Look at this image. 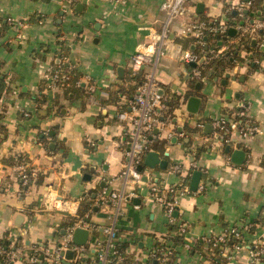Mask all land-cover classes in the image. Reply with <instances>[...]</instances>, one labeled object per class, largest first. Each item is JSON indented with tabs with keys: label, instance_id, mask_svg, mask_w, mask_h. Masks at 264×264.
<instances>
[{
	"label": "crops",
	"instance_id": "0c3cea01",
	"mask_svg": "<svg viewBox=\"0 0 264 264\" xmlns=\"http://www.w3.org/2000/svg\"><path fill=\"white\" fill-rule=\"evenodd\" d=\"M163 1L0 0V238L18 240L27 248L34 243L53 246L88 195L95 197L101 188L135 189L138 202L135 197L122 199L118 211L110 205L94 206L88 222L99 232L89 231V239L103 237L101 228L113 223L114 237L125 244L131 257L144 260V250L162 240L175 250L170 264H213L202 244L198 245L200 237L234 225L242 232L243 244L228 264H250L255 244L264 249V54L251 67L252 52L240 50L241 60L196 88L190 86L192 63L184 59L193 46L177 40L181 36L173 24L163 38L165 53L154 75L178 101L172 107V118L155 133L165 139L163 152L153 149L168 157L167 165L168 159L178 162L181 173L188 174V183L194 161L204 169L200 179L205 187L180 195L174 227H170L162 205L148 196V187L120 175L125 155L119 140L125 122L117 113L125 108L128 95L115 91L132 83L127 78L130 55L159 39L167 17L161 8ZM242 1L189 2L195 16L223 20L227 5ZM199 2L202 6L197 10ZM7 16L18 19L19 26H12ZM64 48L68 49L65 59L58 55ZM60 61L89 77L77 94L65 95L62 89L48 85L46 71ZM118 66L123 67L122 76ZM188 90L201 98L197 112L185 107L183 96ZM242 108L256 130L245 140L237 130L227 143L213 140L212 119L231 118ZM23 110L29 114L24 116ZM197 123L202 125L196 127ZM175 126L188 128L183 137L187 144L174 133L168 137ZM40 133L48 134L44 142ZM234 148L245 151L241 163L230 159ZM19 154L27 157L37 174L25 191L20 190L10 161ZM167 165H145L143 169L152 180L170 186L179 174ZM179 223L186 225L181 242L172 239ZM11 264L25 261L17 258Z\"/></svg>",
	"mask_w": 264,
	"mask_h": 264
},
{
	"label": "built area",
	"instance_id": "2783aa9c",
	"mask_svg": "<svg viewBox=\"0 0 264 264\" xmlns=\"http://www.w3.org/2000/svg\"><path fill=\"white\" fill-rule=\"evenodd\" d=\"M190 0H164L161 3V8L167 11L166 24L159 37L143 49L134 51L129 57V67L133 72H137L144 67H149L147 71L143 70L141 81L136 84L135 90L131 96H127L126 106L117 113V117L124 121L123 135L119 140V145L123 148L125 159L122 162L120 175L125 179L131 180L135 184H143L148 187V196L162 205L167 223L173 224L175 222L174 211L177 208V201L180 195L186 193L200 192L205 187V182H198L195 190L189 188L188 179L184 180L181 175L178 176V183L176 187H167L170 192L166 194L158 193V184L151 177L147 176L146 171L138 169V165L143 162L146 152L150 149V142L152 138L156 137L155 128L162 129L168 121L172 118L168 101L170 94L164 89L154 75L157 62L165 53L163 45V38L172 30V25H178V34L180 36L193 37V46L200 47V52L190 51L184 56L186 62L194 63L190 70V78L192 81H205L209 77V71L204 72L203 66L207 63L210 56L207 55L205 45V38L208 33L214 37L216 35H225L229 27H235L236 32L247 34L254 39L259 49L264 50V33H259V29H264V18L258 16L248 17L244 13L251 0H243L238 4H228L226 10H236L238 17H227L217 22H211L209 19H204L195 16L190 11ZM258 13H262L259 10ZM7 21L14 27H18L20 21L13 16H7ZM205 45L203 48L202 46ZM228 45L223 44L216 52L220 53L227 49ZM210 52L213 49H209ZM65 59V56H63ZM259 57L252 58L257 62ZM61 62V61H60ZM58 62V63H60ZM46 79L48 85L53 90L62 89L59 80H68L70 78L69 72H61L58 67H49L46 71ZM80 81H89V77L80 74L75 84L78 85ZM91 86V85H89ZM22 114L27 116L28 110H23ZM213 127V140L217 139L222 143L230 141L232 131L237 130L241 134L242 140H245L256 130V125L252 123L251 119L246 115L244 108L240 109L231 118L225 115L215 117L211 121ZM174 127L170 132L183 138L188 134L186 130ZM27 164L22 161H17L14 165L18 179L22 183L29 181V173L27 171ZM191 168L204 169L197 167L194 161L191 162ZM168 168L173 172L181 173V167L178 162H171ZM33 174L34 170L32 169ZM183 174V173H181ZM191 175V172H190ZM145 176V179L142 177ZM137 196L135 189L123 190L114 189L107 190L106 188L99 189L95 194L94 203L97 205H110L115 211H118L122 199H131ZM136 207L139 204H134ZM77 217L70 223L63 227V232L57 244L50 246L47 243H34L29 248L22 242L15 244V240H10L9 246L3 247L0 244V254L3 255L6 261L13 262L17 258H23L25 264H150L153 259L156 264H168L170 254L173 247L171 244L156 241L153 245L144 250V260L129 257L125 249L123 251L118 248L117 240L114 237V224H108L101 228L103 237L96 236L93 239H88L85 243L78 244L73 241L74 230L78 227L86 228L88 231L97 229L96 225H91L88 220ZM176 234L185 238L186 225L179 223L175 228ZM231 239L233 240L232 242ZM202 247L208 252L212 253L213 247L220 246L221 253H223L228 264L234 258V251L243 244L242 232L237 226H229L219 233L205 234L199 239ZM198 241V242H199ZM185 244L189 246V242ZM255 249H252L250 264H259L264 260V249L260 245L255 244ZM72 251V257L66 258L65 252ZM67 261V263H65Z\"/></svg>",
	"mask_w": 264,
	"mask_h": 264
},
{
	"label": "trees",
	"instance_id": "16d2710c",
	"mask_svg": "<svg viewBox=\"0 0 264 264\" xmlns=\"http://www.w3.org/2000/svg\"><path fill=\"white\" fill-rule=\"evenodd\" d=\"M260 1L261 0H251V4L248 6V8L246 9L244 16H248V17H253V16H258V18H264V14L262 13H258V9L260 7ZM226 16L229 17H238L236 14L232 13V10L230 9L229 11L226 10ZM205 19V18H204ZM239 20H241L242 18H239ZM219 21L218 19L214 20V22ZM211 22H213L211 20ZM259 33H264V29H259L258 30ZM221 35H216L215 37L208 33L206 35L205 38V45L207 46V55L210 56L208 58L207 63L204 64L203 66V71H209V76L212 77L214 75H219L220 72H223L224 69L232 66L234 64L235 60H241L238 52L240 50H245L246 52H252V56L251 60L249 62L251 67H256L257 63L255 61H253L252 58L254 57H260L261 55L264 54V50H261L258 48L256 43H251V37H249L247 34H241L239 31H237L235 33V35L230 36L234 38V41L230 42L229 39L225 40L222 42V44H227L228 48L224 49L222 52L220 53H214L216 52L215 50H217L220 46L218 44V41L221 39ZM177 40L179 42H181L184 46H190L193 44V37L190 36H181L178 37ZM205 45H203L202 47L204 48ZM63 48V46H61ZM213 49L212 52L209 51V49ZM200 47L198 46H193L192 51L194 52H200ZM68 52V49L66 50V48L64 49H60L58 50V55L60 54L61 57L66 56ZM57 53V52H56ZM247 53V54H248ZM51 67H58L60 69L61 72H69L70 73V78L68 80H63L62 78L59 80L61 86H62V92L66 94H69L70 92H72V94H77L79 92V90L85 88V84L83 83V81H80L78 85L75 84L76 80L78 79V77L80 76V73L76 70V68L74 66H66L63 61L62 63H52ZM143 76V69H140L137 72H133L130 67H129V73L127 78L129 80H132V83H128L126 86L127 88H121L119 87L118 89H116L115 93H123L126 92L128 96H131L135 90V86L136 84H138ZM195 85V81H191V85L190 86H194ZM125 87V86H124ZM44 88V87H43ZM3 89V79L0 78V93ZM43 90V89H42ZM192 90H195L194 88H192ZM192 90H188L186 91V93L183 96V99H186L189 95L192 94ZM178 98V97H177ZM177 98H171L168 101V105L170 108V111L172 110V107H174V103L176 101H178ZM200 125H202V123H197L196 127H200ZM188 129L187 127L183 126L182 129L186 130ZM48 136L47 133H40L39 134V139L40 141H45V138ZM182 140H184V138H181ZM189 140V139H188ZM164 142L165 139H160L158 137H154L152 138L151 142H150V147L151 148H155V149H160V152H163V148H164ZM188 141L184 140V143L187 144ZM168 157L166 156V159ZM10 161L11 163H13L15 165V163L17 161H22L23 163H26L27 165V171L29 173V181L26 183H22L21 180L18 179L19 184H20V190L21 191H25L29 188L30 184L33 182L34 180V175L33 171H32V167L28 164L27 161V157L23 154H19L15 157H10ZM168 162L171 163L168 159ZM173 162V161H172ZM168 167V165H167ZM190 172H192V168L190 170ZM179 175L182 176V178L184 180L188 179V174H181L178 173ZM37 176V174L35 175V177ZM158 184V193L159 194H166L167 196L170 194V192L166 189L168 186H164L162 183H160L159 181H156ZM178 183H174L172 185H170L169 187H176ZM95 197H91L90 195H88V199L86 201H81L80 205L78 206L77 209V216L81 217L83 219L88 220L89 219V213L94 209V206H96L97 204L94 203ZM77 217H71L70 218V222H72L73 220H75ZM89 221V220H88ZM170 227H174V225H170ZM96 233H98L99 231L97 229ZM172 239H175L178 242L182 241V236L177 234L174 235ZM233 240L231 239L230 242H232ZM10 243V239L9 238H0V244L3 247H8ZM18 243V240H15V244ZM201 242H198V245H200ZM117 245L118 248L120 249V251L123 249H125V244L122 242L117 241ZM175 254V250H172L171 254H170V259L168 260V264L171 263V259ZM209 257H211L212 263L216 264V263H220V264H224L227 261L226 256L221 253V248L220 246H215L213 247V251L212 253L208 255ZM130 255L127 254L126 255V259H129ZM12 262L10 261H6L3 257V255L0 254V264H11ZM150 264H156L155 260H151Z\"/></svg>",
	"mask_w": 264,
	"mask_h": 264
},
{
	"label": "water",
	"instance_id": "95a60500",
	"mask_svg": "<svg viewBox=\"0 0 264 264\" xmlns=\"http://www.w3.org/2000/svg\"><path fill=\"white\" fill-rule=\"evenodd\" d=\"M201 6H202L201 2L197 3V10H200ZM261 9L264 10V0H262ZM232 13L235 14L236 10L235 9L232 10ZM235 33H236L235 27H229L227 29L226 34L223 35L221 37V39L218 41V44H221L223 41L228 40V38L230 36L235 35ZM254 42H255V40L252 39L251 43L253 44ZM192 65H194V63H192ZM122 70H123L122 66L117 67V72H118L119 76H122ZM226 75L228 76V73ZM225 81H226V79H222V82H225ZM200 84H201V81H196L195 87L199 88ZM200 103H201V98L199 96L189 95L186 98L185 107L190 112H197L198 108L200 106ZM206 126L208 127V126H210V124L207 123ZM178 129H181V127H179ZM158 131H159L158 128L154 129V132H158ZM228 149H229V145H226L225 150H228ZM244 157H245V151L243 149L234 148L231 152L230 159L232 161H234L235 163H241L244 160ZM145 165L149 166V167L158 166L160 168H165L167 165V159L165 157L164 158L161 157L157 150L150 149L146 152V154L143 158V162L138 165V169H142L143 166H145ZM200 177H201V170L200 169H193L191 172V175H190V179H189V188L191 190H195L197 188ZM142 178L145 179V176H143ZM133 200H134V202H138L139 199H138V197H135ZM176 212L177 211H174V214H176ZM63 230L64 229H61V232H63ZM88 234H89L88 229L78 227L74 230L73 241L75 243H78V244L85 243L89 239ZM65 257L66 258L72 257V251L67 250L65 252ZM65 263H67V261H65Z\"/></svg>",
	"mask_w": 264,
	"mask_h": 264
}]
</instances>
